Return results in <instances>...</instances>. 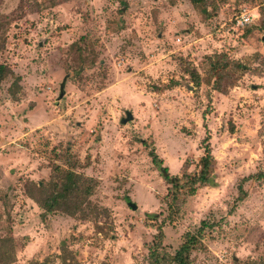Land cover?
<instances>
[{"label":"rangeland","instance_id":"374dc122","mask_svg":"<svg viewBox=\"0 0 264 264\" xmlns=\"http://www.w3.org/2000/svg\"><path fill=\"white\" fill-rule=\"evenodd\" d=\"M242 8L255 18L236 28ZM206 9L189 0H0V64L21 86L15 100L14 77L0 83V244L13 248L10 264H62L63 241L78 264H147L159 224L173 254L203 220L216 226L190 264H264V181L243 182L247 197L229 215L242 179L264 169V0H206ZM221 53L236 66L219 93L210 68ZM206 145L212 184L169 215V179L196 172ZM69 161L96 180L98 215L43 218L31 184Z\"/></svg>","mask_w":264,"mask_h":264},{"label":"trees","instance_id":"16d2710c","mask_svg":"<svg viewBox=\"0 0 264 264\" xmlns=\"http://www.w3.org/2000/svg\"><path fill=\"white\" fill-rule=\"evenodd\" d=\"M189 2L200 14H208L206 0H189ZM185 66V72L190 75L191 80L198 86L201 81L199 74L193 67H190L189 63L185 62ZM231 66L236 65L229 60L227 55L223 53L216 55L210 68V72L214 76L212 82L213 90L219 93L225 92L224 81L231 74ZM237 68H241V65H237ZM13 75V71L8 66L0 64V83L6 78L14 77L8 91L11 98L16 100V96L21 90L20 76ZM150 155L153 159L155 158L152 151ZM69 163L70 165L66 169L58 165L54 166L52 175L46 184H31L28 197L34 200L43 210V218L47 214L56 211H61L71 217H79L81 219H87L89 215H98L99 208L90 200L97 186L96 180L77 173L75 169L78 167V162L69 161ZM215 165L216 160L212 156L209 146L206 145L204 154L199 158L198 170L196 172L188 173L184 170L180 177L174 176L169 179L166 194L169 215L175 214L179 205L183 203V196H192L195 194L197 188L207 187L212 184ZM250 180L264 181V169L242 179V182L238 185V194L231 204L229 215L235 210L237 204L247 197V192L243 189L242 183ZM215 226L216 223H209L203 220L194 232L185 234L183 242L171 254L166 252L164 248L165 235L162 230L163 225L159 224L156 227V234L153 236L152 244L149 247L147 264H190L191 253L203 240L206 231L213 229ZM4 245L6 243L2 241L0 244V264H10L15 259L13 256L14 250L9 246L8 249H3ZM59 259L62 264H78L76 253L70 251L64 241L60 246ZM31 264L49 263L48 259H46L43 262H32Z\"/></svg>","mask_w":264,"mask_h":264},{"label":"built area","instance_id":"2783aa9c","mask_svg":"<svg viewBox=\"0 0 264 264\" xmlns=\"http://www.w3.org/2000/svg\"><path fill=\"white\" fill-rule=\"evenodd\" d=\"M254 18V15L250 11L242 8L238 16L234 19V24L236 28H243L252 24Z\"/></svg>","mask_w":264,"mask_h":264},{"label":"water","instance_id":"95a60500","mask_svg":"<svg viewBox=\"0 0 264 264\" xmlns=\"http://www.w3.org/2000/svg\"><path fill=\"white\" fill-rule=\"evenodd\" d=\"M63 94H64L63 86H61V88H60V93H59V98H62V97H63ZM130 120H132V114H131L129 111H127V112H126V117H125L124 119H122L121 122H122V123H126V122H128V121H130ZM163 174L166 175V172L163 171ZM131 207H132L133 209H136V206H135V205H131Z\"/></svg>","mask_w":264,"mask_h":264}]
</instances>
